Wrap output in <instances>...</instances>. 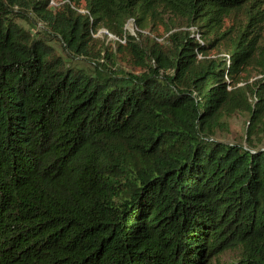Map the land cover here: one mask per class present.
<instances>
[{"label": "trees", "instance_id": "16d2710c", "mask_svg": "<svg viewBox=\"0 0 264 264\" xmlns=\"http://www.w3.org/2000/svg\"><path fill=\"white\" fill-rule=\"evenodd\" d=\"M166 17L164 44L123 30ZM263 22L261 0H0V264H264ZM100 26L138 72L99 61ZM237 113L244 143L216 138Z\"/></svg>", "mask_w": 264, "mask_h": 264}, {"label": "rangeland", "instance_id": "374dc122", "mask_svg": "<svg viewBox=\"0 0 264 264\" xmlns=\"http://www.w3.org/2000/svg\"><path fill=\"white\" fill-rule=\"evenodd\" d=\"M58 0H52V4H56ZM261 3L264 5V0H261ZM168 18L166 17L165 23L168 24ZM173 24H168V30L165 29L164 25L158 22H154L153 24H145L143 26H138L132 18H128L123 24V30L128 33L134 34L137 41L143 46H150L151 43L156 41L157 43L164 44L166 43V36L170 32L178 31L183 29L184 26L181 24V20L174 19ZM264 28V22L262 24ZM40 32H44V29L41 28ZM106 30V32L102 31ZM109 32L112 35H108ZM114 36V37H113ZM94 44L92 45L95 52L99 50V61L105 63L106 65L113 66L115 65L117 68H123L129 71L138 72L139 69L132 65L130 60V56L127 53L126 49L123 46H118V42L116 39L118 38L116 34L110 31L106 26H100L98 30L93 33ZM123 42V41H122ZM48 43L56 50V52L60 54H64L62 52L63 47L59 45V41L54 38H48ZM123 45V43H121ZM99 48V49H98ZM111 54L110 59L105 58V54ZM72 62L78 67H89L92 64L86 58H72ZM110 62H113L110 64ZM248 81H252L253 79L260 77L261 75H257L254 71H250ZM256 74V75H255ZM241 84V83H239ZM227 129H218L215 133V137L224 141H236L244 143V134L246 128V117L242 113H237L228 117L227 121ZM259 146L264 148V139L259 144ZM230 254L224 255V258H229Z\"/></svg>", "mask_w": 264, "mask_h": 264}, {"label": "built area", "instance_id": "2783aa9c", "mask_svg": "<svg viewBox=\"0 0 264 264\" xmlns=\"http://www.w3.org/2000/svg\"><path fill=\"white\" fill-rule=\"evenodd\" d=\"M102 31H104V32H106V30H102ZM107 34L110 36V35H112V34H110L109 32H107ZM114 37V36H113ZM118 39V38H117ZM121 41H123V39L121 40Z\"/></svg>", "mask_w": 264, "mask_h": 264}]
</instances>
